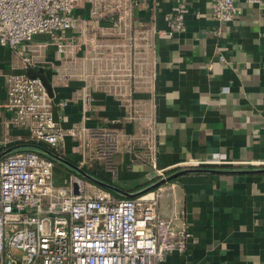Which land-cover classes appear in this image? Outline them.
Listing matches in <instances>:
<instances>
[{"label":"crops","instance_id":"1","mask_svg":"<svg viewBox=\"0 0 264 264\" xmlns=\"http://www.w3.org/2000/svg\"><path fill=\"white\" fill-rule=\"evenodd\" d=\"M180 2L184 30L170 36L168 0H77L64 54L44 35L0 48V152L30 142L3 107L7 79L42 69L57 127L116 135L108 162L91 140L84 152L68 137L49 149L89 176L138 193L192 163L222 161L200 167L218 173L185 174L156 188L158 216L178 215L171 225L185 239L181 253L158 264H264V172H255L264 170V6L234 0L238 14L220 24L211 0ZM73 176L87 182L54 160L55 186Z\"/></svg>","mask_w":264,"mask_h":264},{"label":"built area","instance_id":"2","mask_svg":"<svg viewBox=\"0 0 264 264\" xmlns=\"http://www.w3.org/2000/svg\"><path fill=\"white\" fill-rule=\"evenodd\" d=\"M76 1L0 0V48L15 50L44 35L55 41L57 53L64 54V38L75 23ZM168 1L173 4L165 35L170 36L183 32L184 25L180 0ZM246 2L264 6L261 0ZM210 12L220 24L238 14L234 0H211ZM138 38L144 37L139 33ZM129 47L135 48L134 41ZM4 91L10 124L26 131L30 142L53 149L59 139L68 137L84 152L91 140L96 155L107 162L116 152L117 139L111 131L82 124L57 127L39 80L13 76ZM221 164L212 157L188 168ZM52 167L53 162L30 151L0 159V264H158L168 253L185 249L183 231L171 225L178 215L165 220L157 214L159 189L130 199H116L103 191L88 195L74 176L64 186H55ZM13 250L21 255L15 257Z\"/></svg>","mask_w":264,"mask_h":264},{"label":"water","instance_id":"3","mask_svg":"<svg viewBox=\"0 0 264 264\" xmlns=\"http://www.w3.org/2000/svg\"><path fill=\"white\" fill-rule=\"evenodd\" d=\"M26 77L31 78V79H37L40 81V83L42 84V86L44 87L48 97H51V93H50V86L48 84V82L46 81V78L44 77L43 71L42 69H33L31 67H28L26 69ZM18 147L14 146V147H8L6 149H4L3 151L0 152V159L8 154H10L11 152L17 150ZM50 157L57 161V162H61L65 165H68V167L74 171L76 173V175H78L80 178H82L83 180L90 182L98 187H101L103 189H107L109 191H111L112 193L121 196L123 198H135L137 196L146 194L160 186H162L165 183H168L170 181H172L173 179H175L178 176L181 175H185V174H190V173H218L219 171L215 170V169H210V168H187V169H182L179 171H176L174 173H171L167 176L161 177L159 179H157L156 181L150 183L148 186H146L144 189H142L141 191H139L138 193H125V192H121L119 190H117L116 188L112 187L111 185L104 183L102 181H99L91 176H89L88 174H86L83 170L76 168L72 165H69L67 163H65L62 159L56 157V156H52L50 155ZM255 172H264V170H259V171H255ZM28 212V211H27Z\"/></svg>","mask_w":264,"mask_h":264},{"label":"trees","instance_id":"4","mask_svg":"<svg viewBox=\"0 0 264 264\" xmlns=\"http://www.w3.org/2000/svg\"><path fill=\"white\" fill-rule=\"evenodd\" d=\"M14 146H17L18 149L13 151V152H11L10 154H15L16 152L23 153V152L30 151V152L36 153L37 155H39L40 157H42L44 159L50 160L51 162H54V160L50 157V155L56 156L55 153L52 152L51 150H49L48 148H45L42 145L35 144V143H32V142L22 143L20 145L19 144L11 145L10 147H14ZM6 148H8V147H6ZM114 197L116 199H123V197L118 196V195L117 196L114 195Z\"/></svg>","mask_w":264,"mask_h":264},{"label":"rangeland","instance_id":"5","mask_svg":"<svg viewBox=\"0 0 264 264\" xmlns=\"http://www.w3.org/2000/svg\"><path fill=\"white\" fill-rule=\"evenodd\" d=\"M16 153H21V152H16ZM81 183H82V185H84V188H83L84 189V192L86 194H88V195H91V194L99 191V190H97L98 188L96 186H92L91 184L90 185L89 184L87 185V182L85 183L83 181ZM13 255L18 258L21 255V253L18 250H13Z\"/></svg>","mask_w":264,"mask_h":264}]
</instances>
